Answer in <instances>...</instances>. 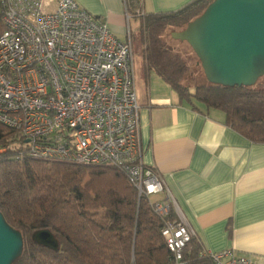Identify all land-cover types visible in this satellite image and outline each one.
<instances>
[{
    "label": "built area",
    "instance_id": "2783aa9c",
    "mask_svg": "<svg viewBox=\"0 0 264 264\" xmlns=\"http://www.w3.org/2000/svg\"><path fill=\"white\" fill-rule=\"evenodd\" d=\"M0 14V125L32 160L116 168L148 201L182 264L194 234L160 174L141 163L130 43L74 0H0ZM201 255L211 264H255L232 250Z\"/></svg>",
    "mask_w": 264,
    "mask_h": 264
},
{
    "label": "trees",
    "instance_id": "16d2710c",
    "mask_svg": "<svg viewBox=\"0 0 264 264\" xmlns=\"http://www.w3.org/2000/svg\"><path fill=\"white\" fill-rule=\"evenodd\" d=\"M213 1L193 0L171 13L134 14L148 66L181 98L221 112L226 126L264 144V77L252 87L190 86L187 60L163 40L166 29L183 30ZM140 5L141 0L127 1L129 12ZM0 213L23 238L22 255L13 264H176L160 219L116 168L32 160L15 143L14 132L1 125ZM40 231L54 237L56 249L34 240ZM201 253L193 238L181 263L211 264Z\"/></svg>",
    "mask_w": 264,
    "mask_h": 264
},
{
    "label": "crops",
    "instance_id": "0c3cea01",
    "mask_svg": "<svg viewBox=\"0 0 264 264\" xmlns=\"http://www.w3.org/2000/svg\"><path fill=\"white\" fill-rule=\"evenodd\" d=\"M74 1L114 38L130 43L141 163L160 174L202 251L232 250L264 264V144L226 126L221 112L181 98L149 68L143 44L137 57L133 51L141 24L134 14L176 12L193 0H141L134 12L128 0ZM176 33L170 38L185 43Z\"/></svg>",
    "mask_w": 264,
    "mask_h": 264
},
{
    "label": "water",
    "instance_id": "95a60500",
    "mask_svg": "<svg viewBox=\"0 0 264 264\" xmlns=\"http://www.w3.org/2000/svg\"><path fill=\"white\" fill-rule=\"evenodd\" d=\"M176 38L190 47L211 85L252 87L264 77V0H214ZM33 238L57 248L47 231ZM22 252L21 233L0 213V264H13Z\"/></svg>",
    "mask_w": 264,
    "mask_h": 264
},
{
    "label": "rangeland",
    "instance_id": "374dc122",
    "mask_svg": "<svg viewBox=\"0 0 264 264\" xmlns=\"http://www.w3.org/2000/svg\"><path fill=\"white\" fill-rule=\"evenodd\" d=\"M132 26H133V21H131V27ZM181 30L182 29L168 28L163 33L162 37L163 36L165 37V41L168 47L170 48V50L178 53L182 58L187 60V63L189 66V73L187 75L186 82L190 86L206 84L208 82L204 76V73L200 65L198 64V59L196 58V56L194 55L190 47L186 43L177 42L170 38V33L177 32V31L180 32ZM132 40H133V44L135 47L133 51L135 53V57H137L136 54H137L138 48L141 47L142 45V40L140 36L138 35V32L134 35Z\"/></svg>",
    "mask_w": 264,
    "mask_h": 264
}]
</instances>
